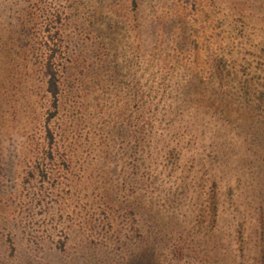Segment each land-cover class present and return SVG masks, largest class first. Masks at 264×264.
Segmentation results:
<instances>
[{
    "label": "rangeland",
    "instance_id": "obj_1",
    "mask_svg": "<svg viewBox=\"0 0 264 264\" xmlns=\"http://www.w3.org/2000/svg\"><path fill=\"white\" fill-rule=\"evenodd\" d=\"M0 264H264V0H0Z\"/></svg>",
    "mask_w": 264,
    "mask_h": 264
},
{
    "label": "trees",
    "instance_id": "obj_2",
    "mask_svg": "<svg viewBox=\"0 0 264 264\" xmlns=\"http://www.w3.org/2000/svg\"><path fill=\"white\" fill-rule=\"evenodd\" d=\"M49 40V37H48ZM49 45H52L54 47L59 48L54 41H48ZM50 51L54 52V49H50ZM56 55L52 54L50 59H48L46 63V70L49 76V88L48 91L58 100L60 96V66L58 65V62L56 63Z\"/></svg>",
    "mask_w": 264,
    "mask_h": 264
}]
</instances>
